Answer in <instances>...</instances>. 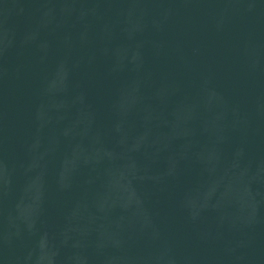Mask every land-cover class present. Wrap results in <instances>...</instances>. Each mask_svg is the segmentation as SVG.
<instances>
[{
	"label": "water",
	"instance_id": "obj_1",
	"mask_svg": "<svg viewBox=\"0 0 264 264\" xmlns=\"http://www.w3.org/2000/svg\"><path fill=\"white\" fill-rule=\"evenodd\" d=\"M0 264H264V0H0Z\"/></svg>",
	"mask_w": 264,
	"mask_h": 264
}]
</instances>
